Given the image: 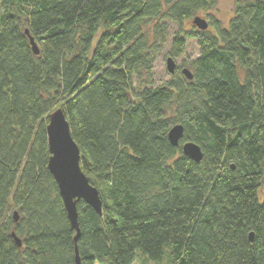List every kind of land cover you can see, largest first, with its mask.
Segmentation results:
<instances>
[{
	"label": "trees",
	"instance_id": "trees-1",
	"mask_svg": "<svg viewBox=\"0 0 264 264\" xmlns=\"http://www.w3.org/2000/svg\"><path fill=\"white\" fill-rule=\"evenodd\" d=\"M217 3L0 0V264H77L48 168L59 108L103 204L101 216L78 204L80 264H264V0H235L227 27L210 16L213 31L175 34V58L197 42L192 80L152 78L169 24Z\"/></svg>",
	"mask_w": 264,
	"mask_h": 264
},
{
	"label": "water",
	"instance_id": "water-1",
	"mask_svg": "<svg viewBox=\"0 0 264 264\" xmlns=\"http://www.w3.org/2000/svg\"><path fill=\"white\" fill-rule=\"evenodd\" d=\"M195 28L201 31L209 29L208 22L201 18L195 17L192 21ZM29 35V32L26 31ZM30 42L33 51L36 55L39 54V49L33 38L30 37ZM167 69L171 75L176 73V65L173 58H168ZM182 73L188 80L193 79L190 70L184 69ZM48 146L50 152V159L48 168L54 177L60 192V196L64 202L68 218L71 226L76 230V262L80 264L79 252L77 243L81 236L79 226L78 204L83 202L90 206L98 215H102V200L99 191L93 187L87 176L81 169V153L80 149L75 143L70 124L66 118L64 110L59 108L54 111L48 118L47 125ZM184 136V128L182 125L173 126L169 133L168 139L174 147H178L180 141ZM182 152L185 156L196 163H200L203 159L201 148L195 143H186L182 146ZM15 221H18L17 213L14 214ZM18 247L22 246V242L15 234H12ZM253 241V234L250 235Z\"/></svg>",
	"mask_w": 264,
	"mask_h": 264
},
{
	"label": "rangeland",
	"instance_id": "rangeland-1",
	"mask_svg": "<svg viewBox=\"0 0 264 264\" xmlns=\"http://www.w3.org/2000/svg\"><path fill=\"white\" fill-rule=\"evenodd\" d=\"M235 12V0H218L217 6L212 12L201 13L196 17H201L209 22V17L212 16L215 20L220 21L223 26L227 27L231 18ZM193 21V20H192ZM192 21L185 23L182 27H178L174 24H169L170 35L167 37V43L163 46L161 53L155 57V64L152 70V78L155 86H161L172 80L178 72L184 69H189V64L199 57L200 51L197 46V42L194 39H186V49L179 57H173L171 55V42L177 32H181V35L185 33L195 31ZM209 31H213L209 28ZM173 58L176 65V73L171 75L167 69L168 58ZM168 259L165 257L160 262L149 261L147 258L137 255V260L134 264H167Z\"/></svg>",
	"mask_w": 264,
	"mask_h": 264
}]
</instances>
